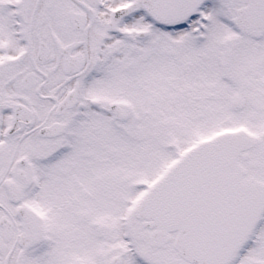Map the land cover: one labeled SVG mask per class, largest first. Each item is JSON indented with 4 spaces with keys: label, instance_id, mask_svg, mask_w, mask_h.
<instances>
[{
    "label": "snow or ice",
    "instance_id": "obj_1",
    "mask_svg": "<svg viewBox=\"0 0 264 264\" xmlns=\"http://www.w3.org/2000/svg\"><path fill=\"white\" fill-rule=\"evenodd\" d=\"M0 264H264V0H0Z\"/></svg>",
    "mask_w": 264,
    "mask_h": 264
}]
</instances>
